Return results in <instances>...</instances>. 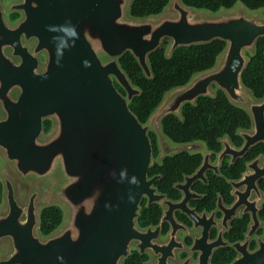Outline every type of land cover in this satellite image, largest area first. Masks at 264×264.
<instances>
[{
	"label": "water",
	"instance_id": "obj_1",
	"mask_svg": "<svg viewBox=\"0 0 264 264\" xmlns=\"http://www.w3.org/2000/svg\"><path fill=\"white\" fill-rule=\"evenodd\" d=\"M133 1L19 0L9 11L22 12L23 18L10 26L4 0H0V72L9 68L2 63L6 58L3 49L9 46L6 53L14 71L32 77L29 134L24 138L22 132L12 131L9 140L0 139L7 162L1 172L5 208L0 211V248L9 245V253L0 255V264H125L134 248L142 255L151 252L153 261L145 264L178 262L177 251L186 249L178 233L188 231L176 221V211L188 215L195 229L204 227L183 264H211L214 250L225 244L221 240L209 243L212 219L188 205L195 197L192 185L204 176L210 154L196 174L176 185L183 199L173 202L156 187L161 176L150 179L154 165L150 132L157 136L160 160L198 152L202 148L198 143H172L162 122L171 115L182 120L185 105L215 96L216 87L248 112L253 129L238 132L244 140L241 148L229 137L220 139L222 151L215 167L224 157H232L233 164L264 144V99L256 100L242 82L249 64L246 54L254 55L258 40L264 38V19L244 6L213 14L188 7L182 0H171L161 16L136 19L130 16ZM165 40L171 41L168 56L179 48L216 40L226 42L227 47L213 69L168 93L143 125L130 108L142 91L131 82L120 60L131 53L146 77L153 79L150 57ZM42 54L47 59L44 65L40 63ZM48 77L57 87L51 93L43 84ZM15 110H6L5 122ZM49 118L56 127L43 139V120ZM260 160L248 165L242 181L231 182L237 189L246 186L238 199L239 205L253 212L251 234L259 226L258 203L263 199L257 188V181L264 177ZM20 186L27 188L25 199L20 196ZM250 188L256 192L253 201ZM145 199L148 207H166L162 221L172 224L168 241L160 242V227H139ZM41 203H56L67 211L63 227L49 236L40 233ZM234 248L239 256L231 264H264V239H259L253 252L248 243H237ZM193 252L201 253L196 263L192 262Z\"/></svg>",
	"mask_w": 264,
	"mask_h": 264
},
{
	"label": "trees",
	"instance_id": "obj_2",
	"mask_svg": "<svg viewBox=\"0 0 264 264\" xmlns=\"http://www.w3.org/2000/svg\"><path fill=\"white\" fill-rule=\"evenodd\" d=\"M184 5L206 11L213 14L222 11H230L238 6H244L252 12L264 9V0H182ZM171 0H134L130 9V16L136 19L158 17L165 13ZM18 18V14H12V19ZM170 42L165 40L160 49L150 57V66L153 79H148L140 67L138 61L131 53H127L120 60L122 69L126 72L134 86L142 91V95L130 105L132 112L143 125H147L151 116L156 112L171 91L186 86L196 75L213 69L227 44L222 40H216L206 45H198L190 48H179L172 56L167 52ZM249 64L242 74V82L253 94L256 100L264 99V38L258 40L254 55L246 54ZM123 94L124 91L118 87ZM215 96L202 97L196 105L187 104L182 108V117L171 115L163 120V131L166 137L174 144L189 145L202 144L207 152L220 153L222 145L220 139L229 137L236 147L243 145V139L238 135L240 130H251L252 120L248 112L235 106L227 95L214 87ZM48 128V127H47ZM150 139L154 149V157L159 153V145L156 134L151 131ZM182 152L176 157L165 159L162 164H154L150 176L162 175V180L157 187L170 199L179 200L181 195L175 190L174 185L183 181L185 175L193 174L202 162L201 154H189ZM202 153V152H195ZM264 153V145L254 148L247 158L238 161L232 167L226 166L223 173L226 179H238L246 170V162ZM198 192L207 193V197L200 205L201 209L212 210L214 208L216 194L222 193L230 201V187L225 179L211 177V185L205 188L198 185ZM3 203V186L0 182V206ZM64 211L59 206H49L41 213L40 231L48 236L57 231L64 222ZM161 217V210L157 206L149 209L143 207L139 225L146 228L157 224ZM264 218V210L262 213ZM180 220L186 219L182 216ZM247 219L236 223L231 241L243 238L246 230ZM236 254L231 249L222 250L215 254L212 264H229ZM148 257H142L137 251H133L125 264H144Z\"/></svg>",
	"mask_w": 264,
	"mask_h": 264
},
{
	"label": "flooded vegetation",
	"instance_id": "obj_3",
	"mask_svg": "<svg viewBox=\"0 0 264 264\" xmlns=\"http://www.w3.org/2000/svg\"><path fill=\"white\" fill-rule=\"evenodd\" d=\"M6 1L7 0H4V8L6 10V19H7L8 24L10 26H14L23 18V14H22V12H19V11H9L10 5L16 1H13L8 6H6ZM17 1H19V0H17ZM12 14H18V18L13 20ZM9 49H11L9 46L5 47L3 49L4 54L6 55V58L2 61L3 67L9 66V68H7L3 72H0V109L3 110V111L0 110V139H3V140H9L8 133H10L12 131L22 132L24 138L27 135V133L29 134V132H30V117H29L30 113L28 110L30 108V102H28V101H30L29 89H30V87H32V85H30V80H32V77L30 76V73L20 74V73H17L14 71L13 62L9 58V55L6 53V51ZM46 61H47L46 56L44 54L40 55L41 65L46 64ZM19 62H21V60ZM33 81H36V80L33 79ZM38 82H42V80H38ZM43 84H44V88L49 90L50 93L53 90L57 89L56 86L52 85V79L50 77L43 79ZM41 98L44 100H47L43 96ZM6 101H8V102H6ZM46 107L47 106H42V108H46ZM14 109H16L14 111V116L12 118H10L9 121L5 122L4 118L8 114V112L6 110H14ZM55 127H56V123H55V120L53 118L43 120L42 138L43 139L48 138L54 132ZM252 129H253V125H252ZM17 135H21V134H17ZM10 139H13V138H10ZM243 145H244V140H243ZM260 145H264V144H259L255 147H253L244 157L238 158L233 164H231L232 157H224L220 161V164L218 165V167H215V166L218 164V157L221 153H189V154H201L202 162L193 174L185 175L183 181L176 183L174 185L175 190L178 191L181 195L180 199L179 200L170 199L168 197V195L161 193L158 189V191L161 194L166 195L168 197V199L172 200L173 202H180L183 199V192L176 189V185L177 184H184L185 178L187 176H193L194 174H196L197 171L203 166V164L205 162L206 155L210 154L209 167L204 172V176L198 178L192 185L191 192L195 194V197L189 201L188 205L191 209L195 210L197 214H199V215L205 214L209 219L210 218L212 219V224L210 225V228L208 229L209 243H214L218 240H221L223 243H225V244H221L217 249L214 250V253H213L211 261H210L211 264H212V260H213L216 253H218L219 251H222V250H227V249H231L236 254L235 258L229 263V264H231L239 256V253L236 250V248H234V245H236L237 243H241V244L248 243L249 250L251 252H253L258 247L259 239H264V218L262 217V213L264 210V177L257 181V188H258L259 192L261 193V196L263 199L258 203L259 226L254 230L253 234H251V231L253 230V226H254L253 212L251 209L249 210V207H247L246 205H239V199H238L239 191H241V192L246 191L247 190L246 186H243V187H240L237 189V188H235L234 185L231 184V182L242 181L244 179V174L249 172L248 165L253 163L258 158H261L259 165H260V167H263L264 166V153L259 154L258 156H256L254 159H252L250 161H247L246 162V170L241 174V177H239L238 179H226V177L223 173V169L226 166L232 167L238 161L247 158L248 155L250 154V152L254 148H256ZM241 147H237V148H241ZM198 152H200V151H198ZM2 153H4V152L2 150H0V155L3 157V160H4V166L2 168H0V182L2 183V186H3V203L0 206V211L5 208V198H4L5 186H4L2 177H1V172L3 171V169L7 168V162H6ZM160 154L161 153H159V155L156 158L154 157V164H156V163L162 164L165 159H168V158H165L163 160H160ZM179 154H181V153H179ZM171 157H176V156H171ZM156 176H161V180H162V175H155L152 177L150 176V179L153 177H156ZM211 177L226 180L227 185L230 187V201H228L222 193L218 192L216 194V200H215L214 208L212 210H208L206 208L201 209L200 205L206 199L207 193L198 192L195 188L198 185H202L205 188H209L211 185ZM160 181H158V182H160ZM158 182H157V184H158ZM157 184H156V187H157ZM24 190L26 191V194L23 197L21 195V193L24 192ZM26 195H27V188L20 186L21 198L25 199ZM255 196H256V192L250 188V198L252 197V201L254 200ZM248 200H249V197L247 198V201ZM49 206H59L64 211V215H65L64 222H63L62 226L57 230V231H59L66 222L67 211L62 205H59L56 203H41L40 204V225H41L42 210L44 208L49 207ZM153 206H157L161 210V217H160L159 222L157 224H152L146 228H143L140 225H139V227L143 230H146L150 227H153L154 229L160 227L161 230H160L159 240H160V242H166L169 240V234L172 231V224L169 221H164V222L162 221L164 218V210L166 209V207H162V206L157 205V204H154V205L148 207V200L145 199L143 204H142V209H143V207L149 209ZM221 206L226 209L225 212L222 210ZM233 209H234V212H231V210H233ZM226 212H227V218L225 220ZM174 216H175L176 221L179 224L183 225L187 229L188 233L184 230H181L178 233V238H179V240L183 241V244L185 245L186 249L178 250L176 253L178 262L171 260L170 264H183L186 260L189 259V257H191L190 249L194 246L196 237L200 236L201 233L203 232L204 227L201 226L198 229H195L194 221L191 220V218L188 215L184 214L182 211H176ZM180 216L184 217L186 219V222L180 220V218H179ZM245 219H247V224H246V230L243 233V238L232 242L230 237L232 236V232L234 231L236 223H238L239 221L245 220ZM138 224H139V221H138ZM57 231H55V232H57ZM40 233H41V231H40ZM54 233H52V234H54ZM52 234H50V235H52ZM4 248H6V250H7L5 252V254H3V252H2V250ZM133 251H137L142 257H146V256L148 257V260L146 262H144V264L153 261V257H152L151 252H147L145 255H142L137 248H134L132 250L131 254L133 253ZM8 253H9V245L7 243H4L0 248V255L6 256ZM200 254H201L200 252H193L192 262H194V263L198 262Z\"/></svg>",
	"mask_w": 264,
	"mask_h": 264
},
{
	"label": "rangeland",
	"instance_id": "obj_4",
	"mask_svg": "<svg viewBox=\"0 0 264 264\" xmlns=\"http://www.w3.org/2000/svg\"><path fill=\"white\" fill-rule=\"evenodd\" d=\"M13 1H17V0H7V1H6V6H8V5H9L10 3H12ZM238 7H239V6H238ZM238 7H237V8H238ZM237 8H235V9H237ZM258 14L260 15L261 18L264 19V9L258 11ZM168 41L170 42V45H171V41H170V40H168ZM169 47H170V46H169ZM198 144H199V143H198ZM189 145H190V144H189ZM200 145H201L202 148H200L199 151L202 152V153H206V152H207L206 147H205L204 145H202V144H200ZM185 146H188V145H185ZM3 166H4V160H3V157L0 155V168H2ZM25 194H26V191L24 190V192H22L21 195L24 197ZM6 251H7L6 248H4V249L2 250L3 254H5Z\"/></svg>",
	"mask_w": 264,
	"mask_h": 264
}]
</instances>
